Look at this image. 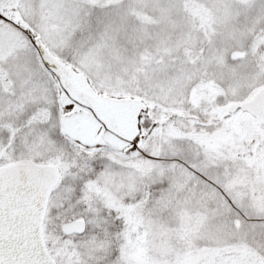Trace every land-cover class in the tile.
<instances>
[{"label": "snow or ice", "instance_id": "1", "mask_svg": "<svg viewBox=\"0 0 264 264\" xmlns=\"http://www.w3.org/2000/svg\"><path fill=\"white\" fill-rule=\"evenodd\" d=\"M0 264H264V0H0Z\"/></svg>", "mask_w": 264, "mask_h": 264}]
</instances>
